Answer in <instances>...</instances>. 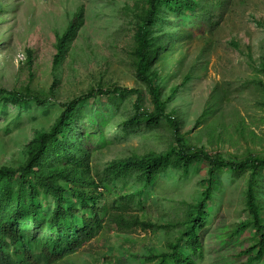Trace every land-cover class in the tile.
Wrapping results in <instances>:
<instances>
[{"label":"rangeland","instance_id":"374dc122","mask_svg":"<svg viewBox=\"0 0 264 264\" xmlns=\"http://www.w3.org/2000/svg\"><path fill=\"white\" fill-rule=\"evenodd\" d=\"M203 5L200 12L167 15L151 27L160 46L152 65L155 82L164 99L175 91L166 107L173 122L128 123L136 94L116 104L106 95L83 103L78 131L92 150L96 180L107 178L105 168L114 159L171 146L237 161L264 155V0H208ZM147 8V0H0V86L29 88L50 100L26 107L0 100V166L23 163L37 134L55 122L61 104L91 89L138 88L143 107L152 109L136 65V34ZM76 13L82 16L77 35L57 58L59 37ZM208 169L202 158L186 172L173 166L161 170L142 203L133 202L123 213L154 227L119 228L109 221L97 237L56 264H157L155 256L168 250L201 199ZM220 175L208 205L211 216L201 229L200 264L242 262L245 256L239 252L256 237L252 228L241 225L250 218L247 174L223 170ZM104 184L99 190L109 204L139 186L133 177Z\"/></svg>","mask_w":264,"mask_h":264},{"label":"trees","instance_id":"16d2710c","mask_svg":"<svg viewBox=\"0 0 264 264\" xmlns=\"http://www.w3.org/2000/svg\"><path fill=\"white\" fill-rule=\"evenodd\" d=\"M204 1L208 0H147L148 8L136 34V65L138 77L148 85L152 109L143 107L138 88L114 85L91 89L61 104L55 122L50 129L37 134L34 147L23 163L0 166V264H56L97 237L109 221L119 228L154 227L139 216L126 217L123 213L133 207V202L142 203L148 187L161 170L173 166L186 172L191 162L202 158L209 162V169L202 179L201 199L184 221L179 235L168 244V250L155 256L157 264H200L203 260L201 229L211 216L208 205L221 183L223 170L248 176L246 205L250 218L241 225L252 228L256 237L239 252L238 256H245V260L237 264H264V155H251L237 161L210 156L202 150L191 152L183 146H171L160 153L114 159L105 168L107 178L96 180L92 172V150L78 131V120L85 115L83 103L97 95H106L116 104L117 99L136 94L134 116L128 123L144 121L158 125L164 118L174 121L166 107L175 91L162 98L154 79L153 59L160 46L151 35V27L165 20L167 15L200 12ZM81 17L76 13L59 37L57 58L76 37ZM0 100L4 105L10 103L19 107L31 103L45 106L50 102L29 88L21 91L1 86ZM207 114L205 111L202 116ZM130 177L139 184L138 188L120 195L119 204L106 202L105 192L99 190V187L106 188L104 180L112 182Z\"/></svg>","mask_w":264,"mask_h":264}]
</instances>
